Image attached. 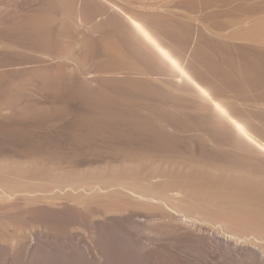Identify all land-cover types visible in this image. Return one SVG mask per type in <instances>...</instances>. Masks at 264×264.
<instances>
[{
	"label": "bare ground",
	"instance_id": "bare-ground-1",
	"mask_svg": "<svg viewBox=\"0 0 264 264\" xmlns=\"http://www.w3.org/2000/svg\"><path fill=\"white\" fill-rule=\"evenodd\" d=\"M84 2V17L95 19ZM65 5L68 0H49L48 8ZM97 23L105 20L98 17ZM132 23L148 43L151 67L167 65L179 81H191L212 97L206 90L213 89L208 77L190 62L187 67L181 63L182 48L169 51L142 24ZM25 24L27 33L1 25L0 38L43 39L46 32L36 34L34 17ZM170 33L173 39L179 36ZM250 34L259 38L264 24L252 27ZM123 36L135 53L144 55ZM211 45L212 52L201 44L194 50L207 74L234 88L242 83L239 74L235 77L241 69L244 84L264 80L263 58L244 55L242 68L227 64L230 70H222L229 63L228 47ZM216 54L223 56L221 65L217 62L221 68L212 60L220 56ZM46 80L53 83L52 77ZM67 86L72 97L99 109L100 115L0 123V264H264V159L221 154L203 140L185 141L136 106H122L109 90L86 82L69 81ZM113 87L148 92L139 81L113 82ZM211 101L229 129L257 143L241 118ZM161 114L179 116L176 111ZM114 116L120 119L114 121Z\"/></svg>",
	"mask_w": 264,
	"mask_h": 264
},
{
	"label": "rangeland",
	"instance_id": "rangeland-1",
	"mask_svg": "<svg viewBox=\"0 0 264 264\" xmlns=\"http://www.w3.org/2000/svg\"><path fill=\"white\" fill-rule=\"evenodd\" d=\"M84 1L89 2L95 19L84 17ZM48 3L49 0H0V28L4 23L3 28L8 24L27 33L30 27L25 21L34 17L36 34L46 32L40 35L42 40L35 42L0 38V75L7 74L6 79L0 76L4 79L0 81V123L67 122L83 113L97 118L99 109L72 97L67 86L69 81L86 82L91 88L111 91L122 106H136L142 115L161 122L185 141L203 140L221 154L264 159V80L244 84L242 69L239 72L244 55L264 59V34L259 38L250 34L252 27L264 24V0H68L66 7L55 9L48 8ZM98 17L105 24L99 25ZM132 20L142 24L169 51L182 48L181 63L187 67L190 62L208 77L213 89L205 87L212 97L202 94L191 81H179L167 65L161 69L151 67L145 54L148 43L139 37ZM170 30L178 31L179 36L173 39ZM122 33L144 52L143 56L126 44L128 40ZM200 44L206 51L213 48L211 44L228 47L225 53L229 63L221 68L220 54L213 55L220 56L212 60L218 65L220 59L218 66L222 70L229 64L237 66L235 77L239 74L237 79L242 82L239 88L206 73L204 61L194 54ZM224 60L223 63L227 61ZM46 77H52L53 83H48ZM132 81L144 83L148 92L125 93L113 87V82ZM128 87L135 90L132 85ZM211 99L223 104L235 118H241L257 143L229 129ZM161 111H176L179 116L171 118Z\"/></svg>",
	"mask_w": 264,
	"mask_h": 264
},
{
	"label": "snow or ice",
	"instance_id": "snow-or-ice-1",
	"mask_svg": "<svg viewBox=\"0 0 264 264\" xmlns=\"http://www.w3.org/2000/svg\"><path fill=\"white\" fill-rule=\"evenodd\" d=\"M205 95H207V93H205ZM216 107L219 108V105H216ZM220 111H221L225 116H227V113H225L224 110H223L222 108L220 109ZM233 123H234V121H233Z\"/></svg>",
	"mask_w": 264,
	"mask_h": 264
}]
</instances>
